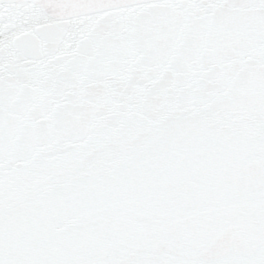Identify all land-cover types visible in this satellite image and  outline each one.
<instances>
[{"label":"snow or ice","instance_id":"1","mask_svg":"<svg viewBox=\"0 0 264 264\" xmlns=\"http://www.w3.org/2000/svg\"><path fill=\"white\" fill-rule=\"evenodd\" d=\"M0 264H264V0H0Z\"/></svg>","mask_w":264,"mask_h":264}]
</instances>
